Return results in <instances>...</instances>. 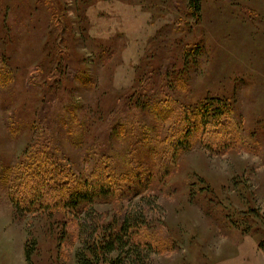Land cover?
<instances>
[{"label":"rangeland","instance_id":"374dc122","mask_svg":"<svg viewBox=\"0 0 264 264\" xmlns=\"http://www.w3.org/2000/svg\"><path fill=\"white\" fill-rule=\"evenodd\" d=\"M0 69V264H77L80 218L22 213L7 189L46 133L80 179L94 150L146 179L86 214L143 212L152 264H264V0H201L198 19L188 0H0ZM214 99L241 144L174 154L156 107Z\"/></svg>","mask_w":264,"mask_h":264},{"label":"trees","instance_id":"16d2710c","mask_svg":"<svg viewBox=\"0 0 264 264\" xmlns=\"http://www.w3.org/2000/svg\"><path fill=\"white\" fill-rule=\"evenodd\" d=\"M188 4L198 19L201 0H188ZM0 77L3 83L8 82V75L2 69ZM143 107L151 108L148 104H142ZM156 112L163 121H171L166 139L174 154L184 151L196 140L213 151L241 144L230 132L232 108L224 100L214 99L188 109L167 110L157 106ZM114 127V133L118 134L113 122ZM31 142L25 157L6 181L11 201L20 212L33 214L63 209L76 219L80 218L81 243L75 254L77 264H152L150 257L156 253V248L146 234L154 229L148 225V217L143 212L125 213L119 221L115 217L108 223L101 222L91 212L86 214L91 205L112 203L115 199L142 193L146 179L125 168L127 160L121 166L109 153L96 154V150L85 154L86 175L80 179L62 156L58 135L46 133L40 141L34 137ZM152 150L161 154L165 149L156 144ZM104 169L107 170L103 173ZM31 256L32 253L25 256L28 264Z\"/></svg>","mask_w":264,"mask_h":264}]
</instances>
